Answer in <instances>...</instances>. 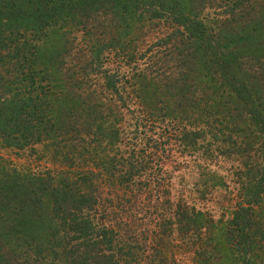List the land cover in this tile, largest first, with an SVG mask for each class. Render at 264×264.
Segmentation results:
<instances>
[{
	"label": "trees",
	"instance_id": "obj_1",
	"mask_svg": "<svg viewBox=\"0 0 264 264\" xmlns=\"http://www.w3.org/2000/svg\"><path fill=\"white\" fill-rule=\"evenodd\" d=\"M0 146V264H264V0H0Z\"/></svg>",
	"mask_w": 264,
	"mask_h": 264
},
{
	"label": "rangeland",
	"instance_id": "obj_2",
	"mask_svg": "<svg viewBox=\"0 0 264 264\" xmlns=\"http://www.w3.org/2000/svg\"><path fill=\"white\" fill-rule=\"evenodd\" d=\"M45 148H38V154L32 153H17L13 150H7L0 146V158L12 161L20 168H30L32 170H44L45 168L55 167L50 159L46 158L43 153ZM172 174L174 194L179 198L186 200L191 205L209 212L216 222L226 223L232 218L233 212L237 203L235 185L228 182L230 188L217 189L203 199L201 191L203 187L201 182H198V171L194 167L191 168H176L173 166V158L165 166ZM221 169V174L226 178H230L227 170L228 167ZM231 181V179H229ZM223 224V225H224ZM178 264H193V254L185 248H174Z\"/></svg>",
	"mask_w": 264,
	"mask_h": 264
}]
</instances>
